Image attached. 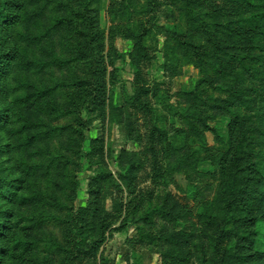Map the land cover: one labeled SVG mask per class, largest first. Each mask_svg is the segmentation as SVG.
<instances>
[{
	"label": "rangeland",
	"instance_id": "rangeland-1",
	"mask_svg": "<svg viewBox=\"0 0 264 264\" xmlns=\"http://www.w3.org/2000/svg\"><path fill=\"white\" fill-rule=\"evenodd\" d=\"M205 1L190 7L210 22L204 27L211 35L197 33L210 48L208 60L224 56L231 71L242 66L211 36L245 64L232 98L237 116L188 95L199 87L211 101L224 99L227 93L213 84L235 81L209 61L204 70L188 61L174 36L186 26L180 0H0L8 13L0 22V179L13 192L11 200L0 196V264L19 261L17 235L34 238L25 264H41L35 255L51 264H198L202 247L206 264H237L235 256L243 255L245 264H264L258 257L264 252V0ZM245 24L250 37L241 34ZM137 30L144 33L139 54ZM81 79L88 83L79 87ZM142 85L160 87L175 106L172 112L153 101L166 122L135 107L133 93ZM102 91L103 100H94ZM205 117L207 126L199 119ZM154 124L169 139L180 131L174 147L159 142L157 132L151 139ZM233 168L239 189L227 226L219 212ZM35 189L41 195L21 199ZM166 196L184 218L145 215ZM205 206L220 216L219 225L200 216ZM236 225L245 235L254 232L251 239L232 230L221 236ZM171 233L178 245L163 238ZM176 249L190 251V261L168 258ZM224 253L234 259L224 261Z\"/></svg>",
	"mask_w": 264,
	"mask_h": 264
},
{
	"label": "trees",
	"instance_id": "trees-1",
	"mask_svg": "<svg viewBox=\"0 0 264 264\" xmlns=\"http://www.w3.org/2000/svg\"><path fill=\"white\" fill-rule=\"evenodd\" d=\"M182 3H184L183 6V10L182 12L184 13L185 16V21H186V26L183 28L184 32H179V31H175L174 36H175V40L177 41V44L182 46L183 49L185 50V56L188 58V61L190 62H194L198 67H200L202 70H204V65L205 63H207L208 61L211 63V65L214 67V69L220 73H222V76H227V75H232V79L235 81V84L232 83L230 86H226L223 83L218 84V85H214V87L219 90L220 93H227V97L222 99V98H216L213 101H211L210 99H213V96H209L208 98L203 97V90L202 88L200 89L199 87H197L195 90L188 92L189 96H192L193 99L196 101L197 105H201L204 107V105H208L210 108H214L217 109L219 111H228L229 113H231L232 115H236V111L231 109L232 104V98L238 96L239 94V85L242 83L243 80V74L242 72H244V67L245 64L242 62V59L239 57V55H237L235 52H233L232 50H230V47L226 48L224 47L222 44L219 43V41H217L216 39L213 40V38H211V36H209L208 40H212V45L217 47L218 50L224 52L225 54L229 55L230 57H233L235 59L236 62L240 63L242 66L240 68H236V70H229L231 69V61L230 60H225L223 57H214L213 59L208 60V57H210L211 52L209 51L210 48H207L204 42H201V40L199 41L198 39H200L199 35L197 34L199 31L200 34L201 33H208V34H212L211 30L209 28H205L204 25L206 23H210L204 19H197L194 15H193V10L190 7V3L195 2V4L198 5H203L206 4L205 0H202L199 2V0H180ZM214 11H218L216 9H214ZM212 17L216 18V14L213 13V15H211ZM8 17V13L7 11L3 10L0 7V22L2 23L3 21H5V19H7ZM200 21V22H199ZM212 24V23H211ZM215 24V21L213 22V25ZM251 24L247 25L245 24L243 27L244 28H249ZM183 27V26H182ZM242 27V25H241ZM251 30V28H249L248 30H243L242 31V35H244V37L247 36V31ZM251 34V31L248 32ZM264 32L260 31L259 34H263ZM136 35V36H135ZM135 35L133 37H135V45H136V50L135 53L139 54L141 52V47H142V38L144 36V33H142V31H136ZM186 37H189L188 39H186ZM250 37V36H247ZM257 37H253L251 40L252 41H256L258 39H256ZM173 48H171V51L173 52ZM145 56H147L146 54H144ZM143 55V56H144ZM195 56L197 57L198 60H195ZM148 57V56H147ZM239 57V58H237ZM229 59V58H228ZM170 60H167V65L166 68L170 69V65L171 63L169 62ZM233 67V65H232ZM233 69V68H232ZM235 69V68H234ZM231 71V72H228ZM235 71V72H234ZM211 79V78H209ZM212 81L214 82V80L212 79ZM76 83L78 84V86L80 87V85H86L88 82H85V79H81L78 82L76 81ZM140 86L139 88H137L135 90V92L133 93V101L135 103V107H138V111H142V112H147V114H149V116L151 117L150 120H154L156 122L159 121H167V114H163L162 112H158V110H156V108H154L153 106V101L157 104H160L164 109H167L168 111H174L175 110V106L173 104H171L169 101V99H167V97L165 96V94H163V90L158 87V86ZM94 100L95 99H102L104 97V92H97L96 94H93ZM117 110V108L113 109ZM196 111L197 108L195 107V114L193 115V117H196ZM201 111V110H200ZM119 113L116 112L114 113V116H117ZM3 117L0 116V122L2 121ZM200 120L203 121L204 125L207 126V122L206 117L205 118H199ZM0 125H2V123H0ZM157 132V139H159V142H164L165 146L169 149L171 148L174 143H177L178 139L176 138V132L177 134L180 133L179 130L175 131V135L173 136V138L169 139V133L165 131V129H163L162 127L158 126L157 124H154L153 126V130H152V135H151V139H155L153 136H155ZM44 137V136H43ZM220 137V136H219ZM174 147V146H173ZM149 150H153L156 153V148L154 146L149 147ZM186 161V160H183ZM231 163L233 165L237 164V157L236 154L233 153L232 157H231ZM264 185V183H263ZM12 187L11 182L4 180V179H0V196H4V197H8L11 200V196L13 195L12 191L10 192ZM239 178H238V174H237V170H235L233 168V170L231 171V173L228 174L227 177V181L224 182V188H223V196H222V202L223 204L221 205V210L219 212L221 218L224 220V224L229 226L232 223L233 220V209L234 205L236 204V200H237V195L238 193L236 192L239 188ZM36 196L41 195V193L35 189L33 191V195L32 196H26L24 194H21L20 197L24 202L27 201H32ZM264 195V192H263ZM166 201L163 205L156 207L153 210H148L146 212V216H150L151 214L155 213L156 211H159V213L163 214V215H167L170 214L171 217L173 218V220H180L182 218H184V213L181 212L180 209L175 208L174 206H177V204H179L177 202H173L172 205H169L168 202V196H166ZM262 200V199H261ZM234 204V205H233ZM173 207V208H172ZM80 212L84 213V210H81ZM24 216V215H23ZM200 216H202L203 218H207L209 222H212L214 225H219L220 224V216L218 214H216L211 207L209 206H205L203 208V211L201 212ZM43 216H29L28 218L31 221H36V220H41ZM242 219L245 220L246 216L244 215L243 217H241ZM252 218V217H251ZM234 223V222H233ZM3 224V221L0 220V225ZM237 227L229 229L228 231L226 230V228H222L221 229V236L223 237H229L230 236V230L233 231L232 234L234 235H240V237H242V239H246L245 237L247 236V239H251L248 237H252L250 235H252L254 232H249V234L245 235L243 234V230H241V226L236 225ZM75 227H79V224L75 225ZM31 235V234H28ZM186 235V234H185ZM16 241L14 244V250L15 249H20V252H18L16 254V258L19 259V261L17 263H8V264H25V257L23 253H26L27 251L29 252L31 250V245L34 243V238L32 236H30V238L26 239L24 238L22 235H17L16 237ZM163 238L167 241H169L171 244H177L178 245V241L176 238L175 234H163ZM80 248L82 246V244L79 243L78 245ZM84 246V245H83ZM200 254H198L196 256L197 259H199V263L198 264H206L207 260H206V247H202V250H200ZM167 257L170 258L172 257L173 259L179 258L180 260H184V261H190L191 259V252L190 251H186L183 252V250H178L176 249L175 251H171L169 250L166 253ZM252 255V254H250ZM14 257V256H13ZM36 259V263H41V264H51V262L49 261V259L47 257H39L38 255H35ZM236 257V263L237 264H245V256L243 255L242 259L240 258V261H238L237 256ZM258 257L260 259H264V252H259ZM232 258L229 253H224L223 254V260L224 261H232ZM192 264H195V262L193 261Z\"/></svg>",
	"mask_w": 264,
	"mask_h": 264
}]
</instances>
